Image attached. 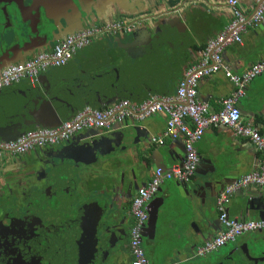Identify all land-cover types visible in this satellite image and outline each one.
<instances>
[{
  "label": "crops",
  "instance_id": "0c3cea01",
  "mask_svg": "<svg viewBox=\"0 0 264 264\" xmlns=\"http://www.w3.org/2000/svg\"><path fill=\"white\" fill-rule=\"evenodd\" d=\"M241 6L245 13L251 17L258 5L256 6L251 0L242 2ZM187 7L186 14H191L188 17L189 37L185 41V48L179 53L167 48L164 50L165 53L154 52L147 57L137 56L130 59L127 50H111V44L108 43L109 38L106 37L97 42L99 44L95 47L96 50L91 49L94 44L90 45V43L78 51L71 60L74 64L71 68L54 67L42 72L40 77L44 85V95L51 97L63 121L74 117L78 111L87 105L105 108L109 106L108 103L111 105L123 99L140 103L152 96L158 98L175 97L186 70L190 66L202 62L204 50L202 48L207 46L211 38L224 30L233 17L234 9L228 0H189ZM242 37L243 43L229 44L222 52L224 63L237 73H243L251 64L264 60V21L258 26L247 25L246 29L242 31ZM108 47L109 50L105 51ZM87 61L90 62V66L85 69L84 65H87ZM87 72L92 74L95 79L93 78L88 86L75 84L76 80L81 77L80 75H85ZM235 90V84L225 76L223 70H220L200 81L198 98L208 102L212 111H218L223 106L224 98L233 95ZM0 94L3 95L0 100V137L25 130L26 118L19 116L25 111L21 107L18 108L9 104V99L12 96L8 97L1 92ZM237 103L241 109L243 121L256 126L264 135V72L247 86L246 94L240 96ZM135 116L128 117L126 123L130 124ZM140 123L149 125L151 137L160 136L166 129L167 115L154 113L142 118ZM20 124H23L24 128ZM114 127H120V122H117ZM88 129L98 128H87L81 130L82 132L79 134L86 133ZM131 136L132 138L127 141V148L131 153L128 155L127 148L123 151L126 153L121 160V172L126 171V173L131 174L134 182L138 181L141 184L150 181L154 172L155 152L157 157V150L162 151L166 163L170 166L180 163L178 157L183 155L185 150L182 137L167 139L164 144L160 145L153 142L145 145L142 142L136 144L134 131ZM197 149L199 156L201 154L207 159L202 169L207 170L213 166L217 175L223 176L224 179H231L230 183L259 169L263 157V153L251 138L238 135L233 128L223 125L209 128L197 143ZM116 152L122 153L121 150ZM120 177L121 174L119 179L112 177L109 186L116 188L119 185L120 187L117 189L119 193L123 191L122 198H124L129 195L134 182H128L125 185V190H122L119 183ZM198 181L201 182L202 177L197 173L190 183L184 185H178L176 180L175 183H172V180L169 179L164 182L157 193L158 196L164 197V203L160 209L159 224L164 223L167 227L166 230L160 231L162 235L160 232L158 233L160 251L167 253L169 259L167 263L169 264L180 263V258L177 256L179 251L184 252L182 254L184 259L190 254L197 257V247L206 240L197 235L195 229L199 227V222L203 216L214 219L220 215L218 197L226 187L221 191L218 187L216 193L219 192L215 197H211L209 191L206 198L198 197L192 190L189 193L186 190V187L192 186L194 188ZM251 186L259 187L249 185L245 189ZM236 193L231 195L226 202L230 216L238 219H259V213L255 210L251 211L249 215H240L238 203L242 202L243 199L242 194L237 195ZM115 196L117 202H121L118 193ZM216 197L217 204L215 202ZM211 204L213 208L210 214L206 208ZM220 228L221 221L218 230ZM166 232H168V237L167 242H164L163 238ZM249 234L255 238H264V233H259V231ZM212 237L213 234L210 238ZM146 249L151 264L156 263L159 260L157 259L159 252L153 249L151 241ZM131 259L132 256L127 260L121 256V264H127Z\"/></svg>",
  "mask_w": 264,
  "mask_h": 264
},
{
  "label": "flooded vegetation",
  "instance_id": "af4514ba",
  "mask_svg": "<svg viewBox=\"0 0 264 264\" xmlns=\"http://www.w3.org/2000/svg\"><path fill=\"white\" fill-rule=\"evenodd\" d=\"M188 2L189 0H0V64L13 58L11 51L19 57L44 45L52 48L53 38L65 36L75 28L100 27L101 31L94 35L97 37L90 45L97 44L101 39L108 37L110 49L115 51L121 48L114 42L113 37L133 36L139 29H143L144 25L151 29L149 36H158L160 20L169 19V16L176 13L186 15ZM115 24H120L121 28L110 27ZM162 34V36H173L174 32L165 30ZM141 36H148V32L144 31ZM185 36H188V32ZM33 40L36 45L29 51L26 50L25 45ZM108 50L109 47L105 49V51ZM128 57L133 59L137 56L128 53ZM84 66L85 69L88 68L90 62L87 61V65ZM93 78L92 74L87 72L78 78L75 84L88 86ZM80 132H76L71 138L58 144L36 146L24 153L12 152L0 157V223L6 221L12 212L18 217H24L30 216L32 212L36 215V210L38 211L41 205L42 209L44 205L52 207V201L54 202L55 195L58 193L66 197H72L74 194L73 207H76L102 191L103 197L108 200L114 199L113 210H107L106 217L111 212L115 214L108 226L113 232L110 239L114 242L113 247L108 251L105 264H121V256L126 260L132 256L131 227L135 221L132 201L140 186L136 181L134 182L131 174L122 171L119 182L122 190H125V185L130 181L134 182V186L131 187L129 195L121 199V202H117L115 196L119 190L115 188L113 192V187L106 184L90 194L81 196L79 193L81 175L87 170L86 186H90L95 175L91 167L102 162L104 158L111 157L113 153L99 154L95 162L88 163L85 159H94V156L86 157V153L78 155L73 149L68 152L66 148L62 149L70 141L80 139ZM96 148L98 149L97 146ZM130 153L128 149V155ZM68 154L78 155V159L75 160ZM59 166H65L71 174L78 168V181L74 183L73 178L61 181L59 177H55L54 171ZM209 207L213 208L212 204ZM123 208L125 209L121 211ZM219 220V215L214 219L203 216L198 228L204 232L205 236L208 234L214 236L219 231ZM166 229L164 223H160L156 237L153 240L145 238L143 241L148 244L151 241L153 249L159 252L157 259L161 260L166 256L168 261L167 253L160 251L158 236L160 231ZM143 232L146 231L143 230ZM249 233L239 236L236 241L227 242L211 253L197 257L190 254L183 264H264V239L255 238ZM160 234L162 235V232ZM47 236L51 239H42V232L36 226L19 225L17 230L0 229V264H58L59 260L53 257L58 254L55 244L56 235L47 232ZM167 237L168 232L165 233L164 242H167ZM158 261L154 264H159ZM148 264H151L149 258Z\"/></svg>",
  "mask_w": 264,
  "mask_h": 264
},
{
  "label": "built area",
  "instance_id": "2783aa9c",
  "mask_svg": "<svg viewBox=\"0 0 264 264\" xmlns=\"http://www.w3.org/2000/svg\"><path fill=\"white\" fill-rule=\"evenodd\" d=\"M258 6L251 17L242 9L239 0H228L233 6V17L228 25L217 36L211 38L203 50V60L190 66L181 79L175 97L152 96L140 103L128 99L115 102L109 107L95 108L84 106L77 114L62 122L57 127H35L18 135L14 139H0V157L6 153H24L32 147L54 145L71 138L76 132L96 127L111 129L117 122H122L130 116L145 118L154 113L167 115V126L160 136H153L152 142L164 144L167 139L182 137L185 144L186 157L183 163L172 165L171 169L158 167L150 181L141 186L132 201L134 224L131 227L130 247L132 259L127 264H148V258L142 246V232L150 214V202L158 193L160 187L169 179L182 184L193 180L199 167L197 143L203 138L209 128L226 125L235 130L238 135L249 137L263 153L259 169L244 175L230 183L218 197L221 228L212 238L197 247V255H205L218 250L227 242L249 232L264 230V219H238L231 217L227 211L226 202L238 190L249 185H264V135L258 128L242 119L238 98L246 94L247 86L264 72V60L251 64L243 73L234 72L224 63L223 50L232 43H243L242 31L247 25L258 26L264 21V0H256ZM110 27L121 28L120 24ZM98 26L88 27L68 35L57 41L51 49L39 51L23 62L13 63L0 70V90L9 84L31 78L35 81L42 72L54 67L67 65L74 56L89 45ZM223 70L225 76L232 81L236 90L233 95L224 98L223 106L218 111H212L206 101L198 98L200 81L212 73Z\"/></svg>",
  "mask_w": 264,
  "mask_h": 264
},
{
  "label": "water",
  "instance_id": "95a60500",
  "mask_svg": "<svg viewBox=\"0 0 264 264\" xmlns=\"http://www.w3.org/2000/svg\"><path fill=\"white\" fill-rule=\"evenodd\" d=\"M239 1L242 3L249 2L251 0ZM252 2H254L256 6L258 5V2L255 0H252ZM190 16L191 14L182 15L180 13H176L169 16V19L162 18L160 20L161 25L158 28V36H149L151 29L147 25H144L142 26L143 29H139L137 34L134 33L133 36H115L113 37V40L117 43L119 48L127 50L129 54L141 57H147L154 52L165 53L164 50L167 48L173 52L179 53L183 50V48H185V41L189 37L185 35L188 31H190L188 22V17ZM79 29L82 28L72 29L65 36L55 37L52 41L56 42L63 40L68 35L79 31ZM165 30L174 32L173 36H162V31ZM144 31L148 32V36H141ZM108 42L110 43V39ZM35 45L36 42L33 40L25 45V49L29 51ZM48 49H51V47L44 45L37 48V50L25 53L19 57H16L14 52L11 51L13 58L8 64H0V70L13 63L23 62L29 56H32L39 51ZM72 66H74V64L70 61L67 65L62 67L71 68ZM40 75L35 81H32L31 78H25L16 84H9L0 90L1 93H5L8 97L12 96L9 99V104L15 105L18 108L21 107V109L25 112L19 116L20 118H26L25 130L13 134L7 139H14L18 135L32 129L35 126L53 128L62 124L63 118L60 116V113L54 105L51 97L44 95V85L41 82ZM107 105L111 106L112 104L110 105V103H108ZM137 118L138 117L135 116L131 120L130 124L126 123L125 119L120 122V127H113L108 130L88 129L86 133L81 135L80 139L70 141L67 145L63 146L62 149L66 148L67 152L73 149L78 155L86 153V157L94 156V159H85L86 162L91 163L97 160L96 156L99 154L106 155L115 153L117 150H121V152L126 150L128 146L127 141L132 138L131 135L133 131L134 135L136 134V144L142 142L146 145V143L152 142V133L150 132L149 125L147 123H140L142 118ZM20 125L23 126V124ZM157 152V157L155 152L154 171L158 167L171 169L172 166L166 163L162 151L157 150ZM182 154L183 155L178 157L180 163H183L185 160L186 150H184ZM68 155L75 160L78 159V155ZM199 158H201V160L199 161V167L196 173L202 177V181L196 182L194 188L192 186L186 187V190L188 193L192 190L198 197L203 198H206L209 191L210 196L215 197L219 191L223 190L231 182V179H224L223 176L217 175L216 169L213 166L210 169L203 170L202 167L205 166L204 162L207 159L201 154ZM77 172L78 168L71 174L65 166H59L54 171V176L59 177L61 181L73 178L75 183L78 181ZM136 183L138 186H144L147 184V182L139 184L138 181ZM178 185L184 184L178 182ZM119 187L120 186L118 185L116 188ZM218 187L219 191L216 193ZM114 190L115 187H113L112 191L114 192ZM101 194L102 191H99L95 196H91L78 206L73 207L75 202L74 194H72V197H66L58 193L55 195L54 202L52 201V207L44 205L42 209L41 205L39 210H36V215L32 212L30 216L25 215L24 217H18L17 214L12 212L6 221L0 223V229L9 228L17 230L19 229V225L36 226L40 228L42 232V239L44 240L51 239L47 236V232L55 234V244L57 247L56 251H58V254L53 255V257L56 260H59V262H57L58 264H105V261L108 259V251L113 247L112 243L114 240L110 239L113 232L108 228V226L110 220L113 216H115V214L111 212L106 217L107 210H113L114 199L108 200ZM236 194H242L243 199L242 202L238 203L240 215H249L251 211L255 210L259 213V217L264 219V185L259 187L251 186L248 189L238 191ZM122 195V191H120V193H118V198L120 200L122 199ZM163 203L164 197H160L157 194L151 200L149 209L150 217L144 226V230L146 232H143L142 234V241L145 238L153 240L156 237L159 212ZM124 209L125 208L121 209V211ZM206 209L207 212H210V214L212 213V208L207 206ZM226 209L229 213V207ZM19 219L21 221H19ZM195 230L196 234L205 240H208L211 237L210 234L205 236L201 229L199 230L196 228ZM122 240L123 237L121 236V241ZM182 254H184V252H178L177 256L180 258V263L175 264L184 263L185 259ZM158 263L166 264L167 257L165 256L159 260Z\"/></svg>",
  "mask_w": 264,
  "mask_h": 264
},
{
  "label": "rangeland",
  "instance_id": "374dc122",
  "mask_svg": "<svg viewBox=\"0 0 264 264\" xmlns=\"http://www.w3.org/2000/svg\"><path fill=\"white\" fill-rule=\"evenodd\" d=\"M97 45L98 44H94L91 49L96 50L95 47ZM2 97H3V95L0 94V100ZM91 130H96V129H91ZM125 153L126 152H122V153L116 152L115 154L111 153L112 154L111 157H106L103 160L101 158L102 162L94 164L91 167V170L95 173V175H94V179L92 181V184L90 186H86L88 183V175H87V170H86L81 175V186H80V191H79L80 195L84 196L85 194H90L93 191L99 189L104 184L108 183V185H109L112 177H113V179L118 178L121 174V164L120 163H121V160L124 158ZM124 161L126 162L125 159H124ZM102 164H103V166H102ZM103 167L105 169L104 171H103ZM171 180H172V183H175L174 179H171ZM215 202L217 204V197H216ZM259 233H264V230L259 231ZM263 237H264V235H263ZM142 246H143V249L145 250L146 256L149 258L148 253L146 251L147 250L146 248L148 246V242L143 241Z\"/></svg>",
  "mask_w": 264,
  "mask_h": 264
},
{
  "label": "trees",
  "instance_id": "16d2710c",
  "mask_svg": "<svg viewBox=\"0 0 264 264\" xmlns=\"http://www.w3.org/2000/svg\"><path fill=\"white\" fill-rule=\"evenodd\" d=\"M206 48V45L202 48V49H205ZM34 128V127H33ZM10 136H12V135H9V136H2V137H0V139H7V138H9Z\"/></svg>",
  "mask_w": 264,
  "mask_h": 264
}]
</instances>
